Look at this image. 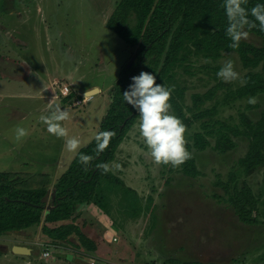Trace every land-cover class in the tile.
<instances>
[{"label":"rangeland","instance_id":"374dc122","mask_svg":"<svg viewBox=\"0 0 264 264\" xmlns=\"http://www.w3.org/2000/svg\"><path fill=\"white\" fill-rule=\"evenodd\" d=\"M118 1L0 0V91L44 97L35 96L36 104L32 99L1 98L0 151L25 138L17 127L25 126L26 132L27 125H35L33 122L40 121V116L48 114L54 105L70 113L65 121L68 135L60 138L65 144L59 162L55 141L49 153L40 149L52 138L46 134L38 142L23 144L22 149L32 152L28 165L21 169L18 165L22 156L15 150L0 155V172L10 164L23 170L20 173L47 174L45 180L52 184L45 188L51 194L78 150L96 137L111 102L113 85L137 49L106 27ZM242 40L262 43L260 37L249 32ZM228 60L239 78L224 82L216 73ZM247 72L235 52L224 53L218 60L193 56L176 69L175 81L183 88L184 105H192L193 94L211 91L213 96L203 101V110L213 107L212 118L238 124L242 113L257 119L264 111V94L237 95ZM64 85L74 92L66 100L60 92ZM95 87L99 92L86 96L87 102L73 105L81 99L76 91ZM8 103L28 112L15 120L5 117L10 111ZM36 106L42 113L35 112ZM138 124L139 116L109 164L119 181L104 182L93 203L72 219L56 223L74 225L94 248L81 246L80 234L75 232L64 241H53L42 234L40 223L0 235V264H264V166L249 174L240 164L248 140L234 138V149L218 153L212 148L215 139L208 137L210 146L192 149L199 174L189 177L175 169L165 171L153 162ZM199 130L200 124L195 123L185 137L191 140ZM71 138L79 141L75 150L67 143ZM44 164H49L48 170L41 173ZM7 176L18 187L30 186L23 177ZM1 180H5L2 173ZM36 181L41 179L29 180ZM243 184L258 201L253 212L256 222L251 225L240 222L228 203L233 187ZM16 245L30 248L31 253L12 252ZM45 251L50 256L44 257Z\"/></svg>","mask_w":264,"mask_h":264},{"label":"trees","instance_id":"16d2710c","mask_svg":"<svg viewBox=\"0 0 264 264\" xmlns=\"http://www.w3.org/2000/svg\"><path fill=\"white\" fill-rule=\"evenodd\" d=\"M226 3L227 0L118 1L106 21V27L127 45L137 49L133 62L122 68L113 85L111 102L96 137L78 150L54 184L55 194H50L46 201H42L47 193L45 187H18L8 179L9 173H2L5 180L0 182V235L42 223V234L53 241H64L75 232L80 234L81 246L86 250L94 248L93 242L74 225L56 223L72 219L80 209L93 203L98 188L104 182L119 181L109 164L138 117L123 101L122 94L131 83V77L142 71L153 73L156 83L172 89L170 111L182 120L186 129L195 123L200 124V130L193 133L191 140L185 137L192 158L179 168L161 165L165 171L175 169L189 177L197 176L199 170L192 149L204 150L210 146L208 137L215 139L212 148L218 153L234 149V138L247 139V151L240 164L249 174L264 166V111L257 119L242 113L238 124L221 122L212 118L215 108H202L203 101L211 99L213 92L193 94L192 105L186 106L183 88L175 81L176 69L185 66L190 57L218 60L224 53L235 52L242 66L248 69L237 95L254 97L264 94V29L251 15V9L264 4V0H242L241 6L248 12L249 21L244 29L260 37L262 43L256 45L241 40L238 48L230 46L232 42L226 34L229 24ZM258 67L260 71H253ZM73 93L64 100L72 97ZM105 133L111 135L105 137ZM105 142L106 147L101 149ZM85 157L90 158L87 163L84 162ZM166 184H169L168 180ZM228 203L240 222L255 224L253 212L257 210L258 201L247 185L233 187Z\"/></svg>","mask_w":264,"mask_h":264},{"label":"clouds","instance_id":"9594fccd","mask_svg":"<svg viewBox=\"0 0 264 264\" xmlns=\"http://www.w3.org/2000/svg\"><path fill=\"white\" fill-rule=\"evenodd\" d=\"M241 5L242 0H227L226 3V15L229 21L226 34L233 48H238L240 41L247 37L244 26L249 23L248 12ZM251 15L264 29V4L253 7ZM216 75L224 82L239 78L231 60L226 61ZM122 96L123 101L139 116V135L143 138L144 145L155 164L179 168L192 158L191 152L186 147V125L170 111L171 88L156 83V76L153 73L142 71L139 75L131 77V83ZM69 119L70 113L58 105H54L48 114L40 116V120L47 126V131L57 137L68 135L67 129L61 122ZM18 132L21 136L26 134L24 129H19ZM104 135L107 137L111 134ZM67 143L73 150L79 146V141L75 138L69 139ZM103 147H106V142L101 145V149ZM89 159L85 157L84 162L87 163Z\"/></svg>","mask_w":264,"mask_h":264},{"label":"crops","instance_id":"0c3cea01","mask_svg":"<svg viewBox=\"0 0 264 264\" xmlns=\"http://www.w3.org/2000/svg\"><path fill=\"white\" fill-rule=\"evenodd\" d=\"M98 90H99V88H98ZM25 95H26L25 93H24V95H22V93L14 92V91H9V92L0 91V104L2 102L1 98H11V99H18V100L19 99L20 100L21 99H24V100L32 99V100H34L33 104H36L38 100H37V97H35V96L42 97V95H37V94H35V95H33V94L32 95H27L28 97H25ZM42 98H44V97H42ZM51 100H54V98L53 99L51 98ZM39 101L43 102L42 100H39ZM52 102H54V101H52ZM44 104L45 103H43V105ZM11 106H14V107H11ZM8 109H10V111L6 112L4 114V116L5 117H8L10 119L13 118V120L17 119L18 117L24 116V114L26 112H28L27 110L19 109L16 105L11 104V103H8ZM34 109H35V112H38V113H42V111H43L41 109V107H37V106ZM1 118H2V115H0V120H1ZM33 123L35 125H27V127H26V134H25L26 135L25 136L26 139L25 138L24 139H21V137H20V139H16V142H13L11 145L8 144L5 149H3L2 151H0V155H4V154L9 153V151L11 149H12V151L15 150V152H17L18 154H20L22 156V160H21L20 164L18 165L20 169H21L22 166L28 165L29 161L31 160V158L28 155H29V153L32 152L30 149H22L23 144L24 143L25 144L26 143H35V141L38 142V141L42 140L41 137L42 136H45L46 134L51 135L52 138L50 140H47L41 146L40 149H41L42 153H49L48 151L51 150L50 148H51V146L53 147V143L55 141V145H56V147H58L56 151L59 154V156H58L59 158H58V160H56V163L59 162L60 159H61V156L60 155H62L61 154L62 153V150H63L62 148H63V146L65 144L64 143V139H61L60 140L61 137H57L55 135L50 134L47 131V126L41 120L38 121V122H33ZM61 124H62V126L65 129L67 127H69L68 125L65 126V121L61 122ZM24 127H23V129H24ZM17 129L19 130L20 127H17ZM45 145L48 148H46ZM48 165L49 164H44L42 166V168L40 169L39 172H41V170L42 171H44V170L47 171L48 170L47 169ZM3 168H4V172H0V173H9L10 175H13V177H16V178L19 177V176L25 178L26 182H28L27 184L30 185V186H27V187H48V186H50V184H52L49 181H47L48 179L45 180V176H47V174H43L45 176H40V175L39 176H36L37 174L28 175V174H24L23 172L20 173L23 170L18 171V169H17L18 167H16L15 165L12 166L10 164L3 166ZM31 171H36V170H31ZM44 173H46V172H44ZM23 175H27V177L26 176H23ZM34 177H39L41 179V181L29 182V180L31 178H34ZM44 180H45V182H44Z\"/></svg>","mask_w":264,"mask_h":264},{"label":"water","instance_id":"95a60500","mask_svg":"<svg viewBox=\"0 0 264 264\" xmlns=\"http://www.w3.org/2000/svg\"><path fill=\"white\" fill-rule=\"evenodd\" d=\"M134 58H135V55L130 60V62L127 64V66L131 65V63L133 62ZM97 92H99V90H98V88L95 87V88L90 89V90H88L86 92H82V94H84L85 96L91 97ZM51 194L54 195L55 191L53 190ZM49 197H50V193L47 190V193H46L45 197L42 199V201H46V199H48ZM47 208H49V206ZM15 231H17V230H15ZM11 251L14 252V253H23V254H30L31 253V249L30 248L24 247V246H17V245L13 246Z\"/></svg>","mask_w":264,"mask_h":264},{"label":"built area","instance_id":"2783aa9c","mask_svg":"<svg viewBox=\"0 0 264 264\" xmlns=\"http://www.w3.org/2000/svg\"><path fill=\"white\" fill-rule=\"evenodd\" d=\"M60 92H61L63 98L69 96L72 93V91H70L69 88L67 86H65V85L60 89ZM75 94L78 95V96H80L81 99H76L73 102V105L74 106L75 105H78V104H81L83 102L84 103L87 102V100L85 99L87 97L84 94H82V92L76 91ZM43 254H44V257L50 256V252L49 251H45Z\"/></svg>","mask_w":264,"mask_h":264}]
</instances>
